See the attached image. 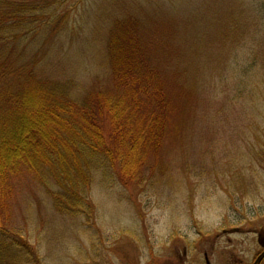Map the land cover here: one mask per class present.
Listing matches in <instances>:
<instances>
[{
	"label": "rangeland",
	"instance_id": "obj_1",
	"mask_svg": "<svg viewBox=\"0 0 264 264\" xmlns=\"http://www.w3.org/2000/svg\"><path fill=\"white\" fill-rule=\"evenodd\" d=\"M245 11L257 33L247 42ZM259 16L264 22V0H66L36 20L25 52L59 90L123 97L128 84L115 76L126 70L160 117L145 59L172 100L168 131L148 145L140 182L123 185L98 164L91 205L75 215L55 210L37 180L21 183L15 217L39 264H204V252L210 264L251 263L264 236V89L259 106L243 110L224 107L233 92L209 100L202 87L264 37ZM3 261L36 264L27 256L15 263L13 252Z\"/></svg>",
	"mask_w": 264,
	"mask_h": 264
},
{
	"label": "trees",
	"instance_id": "obj_2",
	"mask_svg": "<svg viewBox=\"0 0 264 264\" xmlns=\"http://www.w3.org/2000/svg\"><path fill=\"white\" fill-rule=\"evenodd\" d=\"M64 1L0 0V264H5L3 260L10 252L14 253L15 263L24 256L39 261L36 250L21 237L15 217L14 204L24 180L40 182L55 210L75 215L91 205L88 190L98 164L108 165L123 185L140 182L148 145L155 147L169 128L171 96L164 93L160 72L145 59L141 61L144 67H149L154 72L151 77L157 78L152 94L157 97L154 105L160 117L150 113L137 97L136 87L124 78L126 70H117L115 76L123 77V85L128 84L123 97L96 92L95 88L81 96L59 90L48 77L39 74L37 65L32 66L34 62L23 44L25 36L49 7ZM251 16L248 11L243 14V42L257 39V33L251 30ZM247 47L251 48L242 51L240 60L226 63L219 80L202 87L209 100H218L219 93L226 90L233 96L224 107L240 106L245 110L259 106L256 97L264 89L260 85L264 66L245 63L264 61V37ZM230 55L238 56L235 49ZM133 77L132 73L129 78ZM125 97L132 103L129 110Z\"/></svg>",
	"mask_w": 264,
	"mask_h": 264
},
{
	"label": "flooded vegetation",
	"instance_id": "obj_3",
	"mask_svg": "<svg viewBox=\"0 0 264 264\" xmlns=\"http://www.w3.org/2000/svg\"><path fill=\"white\" fill-rule=\"evenodd\" d=\"M261 241L259 242V249L255 252L253 259L250 264H264V236L261 237ZM204 264H210L206 252H204ZM237 264H242L241 259L238 257ZM234 261L231 264H236Z\"/></svg>",
	"mask_w": 264,
	"mask_h": 264
}]
</instances>
